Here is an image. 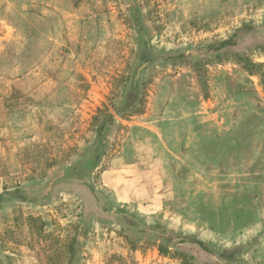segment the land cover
Masks as SVG:
<instances>
[{"label": "rangeland", "instance_id": "obj_1", "mask_svg": "<svg viewBox=\"0 0 264 264\" xmlns=\"http://www.w3.org/2000/svg\"><path fill=\"white\" fill-rule=\"evenodd\" d=\"M262 40L264 0H0V264H264ZM126 163L151 201L104 185Z\"/></svg>", "mask_w": 264, "mask_h": 264}, {"label": "trees", "instance_id": "obj_2", "mask_svg": "<svg viewBox=\"0 0 264 264\" xmlns=\"http://www.w3.org/2000/svg\"><path fill=\"white\" fill-rule=\"evenodd\" d=\"M254 29L250 26H243L240 27L239 29H237L233 35H231L228 39L224 40V41H220L217 42L215 44L209 45L207 47V51L211 52V53H215V54H223L224 53H231V48H233L234 46H236L238 44V42L240 40H242L244 37L249 36L250 33L254 34ZM254 46V47H253ZM253 48H264V40L256 43V45H253ZM234 55H237V59L238 61L243 64V66L246 68V70L248 71L249 74H257V69L261 66L259 64H253L250 62V60L248 59V57L244 54V53H233ZM181 58L186 59L187 57L183 56V55H178ZM176 56V57H178ZM128 95L126 97V101L125 105L124 103L122 105H125L126 108H128L129 110H132L136 105H138L140 103V96H139V90H140V86L138 84V81H134V79H131L129 85H128ZM121 105V106H122ZM120 113V111H118ZM135 112V111H133ZM105 123H103V125H101V127L98 128V136H101V130L102 128L105 126ZM111 123V121L109 122ZM123 220L127 221V218H123ZM128 222V221H127ZM159 226L157 227H148V228H143L140 230V232H143L145 230L147 231H151L152 233L156 234V239H160L161 237V233H159L158 230ZM166 243V245H165ZM164 245L162 243H159V245L157 246L158 252L161 255H167L169 253V242L165 241ZM176 245H183V244H195L197 245L200 249H202L203 251L207 252L208 254H212L213 253V249H211L210 247H208L207 245H205L203 242L197 240V239H179L176 243ZM73 246H71V248H74V242L72 244ZM237 253V249L234 250H229V251H222L220 253H218V258L219 260H221L224 264H241L235 257Z\"/></svg>", "mask_w": 264, "mask_h": 264}, {"label": "crops", "instance_id": "obj_3", "mask_svg": "<svg viewBox=\"0 0 264 264\" xmlns=\"http://www.w3.org/2000/svg\"><path fill=\"white\" fill-rule=\"evenodd\" d=\"M116 163H118V160ZM152 168L153 167H150L148 170L144 171H135L134 167L127 163L120 166L113 164V166L109 170L103 172L100 178L108 189L114 192L118 191L119 194H127L126 198H123V200L121 201V207L124 208L133 201V198L128 197V195H130L131 193L136 192L137 194H139L138 196H142L143 194L146 197V201H151L152 187L150 186H152L153 178H156L155 171L152 170ZM128 185H132L130 190L123 189L125 187H129ZM153 203L157 204V206L159 207V211L160 209H163L167 206L166 199L160 198ZM154 204L150 202V204L148 205L145 212L147 213V217H152L159 212L158 210H150V207L155 208L156 205ZM212 231H214V229Z\"/></svg>", "mask_w": 264, "mask_h": 264}]
</instances>
